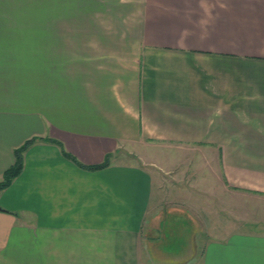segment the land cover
<instances>
[{"label":"crops","instance_id":"0c3cea01","mask_svg":"<svg viewBox=\"0 0 264 264\" xmlns=\"http://www.w3.org/2000/svg\"><path fill=\"white\" fill-rule=\"evenodd\" d=\"M32 137L0 264H264L234 221L179 257L142 237L153 142L216 155L228 185L264 156V0H0V179Z\"/></svg>","mask_w":264,"mask_h":264},{"label":"rangeland","instance_id":"374dc122","mask_svg":"<svg viewBox=\"0 0 264 264\" xmlns=\"http://www.w3.org/2000/svg\"><path fill=\"white\" fill-rule=\"evenodd\" d=\"M152 149L148 158L152 163L143 165L152 173V215L144 224L142 237L160 236L161 240L155 243L165 255H184L195 243L200 246L204 238L227 232L234 224L246 230L264 231V156L246 157V173L230 178L228 185L219 157L209 151H178L162 146V142H153ZM164 157L175 164L170 172L160 168ZM207 202L212 205H205ZM176 205L191 209L196 219L184 211L172 210ZM239 208L243 210L240 217Z\"/></svg>","mask_w":264,"mask_h":264},{"label":"trees","instance_id":"16d2710c","mask_svg":"<svg viewBox=\"0 0 264 264\" xmlns=\"http://www.w3.org/2000/svg\"><path fill=\"white\" fill-rule=\"evenodd\" d=\"M36 140H37V137H32L30 139L25 140L21 145H19L18 147H15L13 149L14 161H13L12 165L8 169H6L2 174V178L0 179V191L5 189L6 187H8L11 184V182L13 181V179L20 174V172L23 168L24 153L28 149V147L31 144H33ZM46 140L57 144L60 147L61 153L66 158H68L69 160H71L76 165H78L82 168H86L89 170H95V169L105 167L108 164V158L109 157L106 156L104 161L101 164L84 165L81 162H79L73 155H71L69 152H67L63 148V146L60 142L53 140V139H49V138H46Z\"/></svg>","mask_w":264,"mask_h":264}]
</instances>
